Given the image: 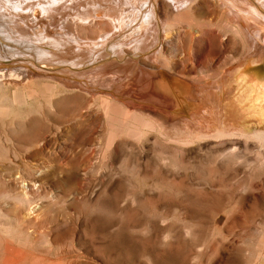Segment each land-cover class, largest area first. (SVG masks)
<instances>
[{"label":"rangeland","instance_id":"374dc122","mask_svg":"<svg viewBox=\"0 0 264 264\" xmlns=\"http://www.w3.org/2000/svg\"><path fill=\"white\" fill-rule=\"evenodd\" d=\"M167 1L139 6L158 9ZM76 7L55 18L70 23L84 12ZM55 18L50 22L58 33L70 34ZM162 24L159 47L152 36L144 52L126 46L133 54L119 57L112 51L118 37L91 45L105 56L81 69L98 80L107 76L98 70L120 67L109 73L126 79L107 91L64 69L68 62H44L24 47L22 60L0 57V264H264V111L247 105L245 115L226 118L228 109L213 97L217 111H209L208 120L194 85L180 78L189 87H183L186 105L152 91L121 93L138 76L137 60L157 56L169 44L172 36ZM191 26L181 29L178 53L187 61L181 69L192 71L209 93L222 83L207 81L209 74L230 82L234 96L243 84L264 82V53L255 46L245 41L243 54L225 48L228 38L243 41L222 22ZM189 28L194 39L204 28L213 38L199 45ZM0 39L5 47L11 43L2 33ZM127 63L133 65L128 71ZM228 140L234 146L222 150Z\"/></svg>","mask_w":264,"mask_h":264},{"label":"bare ground","instance_id":"6f19581e","mask_svg":"<svg viewBox=\"0 0 264 264\" xmlns=\"http://www.w3.org/2000/svg\"><path fill=\"white\" fill-rule=\"evenodd\" d=\"M141 1L145 0H0V33H2V36L5 40L11 42L8 43L5 47V43L3 44L0 39V57L4 58L5 60L8 57H16L15 60H22L23 57H26L23 55L27 53L20 50L19 48L24 47L28 50H31L29 51L30 54H32V52H39L40 58L43 61L49 60L50 62H56L60 60L64 61V63H70V66L72 65L71 67H74V69L67 67L68 63L65 65L63 63L61 65H64V69L66 68L71 71L74 70L75 73L79 71L77 75L83 76V78H85V83H87L89 80H97L96 74H93L89 71L85 72V70L87 69L85 66L82 69L80 67L82 65H87L89 62L94 63L96 59L100 57L103 58L105 56V52L103 51H94L93 47L91 46L92 44L98 46V44L111 42L118 37L119 39L117 41H119V43H117V41L113 43L112 51L119 57L121 55L130 53V50L127 51V49L124 48L126 46H131L133 50L137 49L139 52H144V48H147L145 44L146 42H148L147 40L149 38H152V36L153 38L156 37L154 38V40L156 41L155 43L153 42L154 45L158 42H162L161 22H163L162 25L164 26L166 35L170 34L172 36L169 44H163L162 51L158 53L157 56L154 54L149 59L140 57V59L137 60L136 64H134V68L138 71V76L131 79L129 78L130 81L127 84L129 91L126 92L124 90L125 87H123V91H121L122 94L136 97V91H138L139 93L152 91V93L156 92V94H160L161 98L163 97V99H167L171 104L173 102H177L179 103V106L184 104L186 105L187 101L184 99L183 95L185 94L184 92L188 91L189 87L182 83L181 80H178V78H180L189 80L194 85L193 90L196 92L198 97L202 98L201 103L204 104L203 116L204 118H207L208 116V120L212 119L208 114L209 111L214 112L213 116H215V113L217 111L214 107V98L217 100H221L224 104V108L228 109L226 118L232 116V114H238L239 116L245 115L246 111L247 113L249 111L246 110L247 105L251 106V111L262 114V112L264 111V82L260 83L259 81H252L250 86L248 87L247 85L245 86L243 84L244 87L241 86V88L237 92V97L236 95L234 96L233 93H230L233 89L229 84L230 82L225 81V79H221L222 77L218 76L219 73L209 74L206 75L207 81L212 80L215 84L218 82H222L218 86L212 87V92L209 93V91L206 90L207 86H204L205 84L202 85L203 82L200 83V80L196 81V77H194L195 79L190 77L188 73L192 71L187 72L188 67L186 68L187 70H185L186 72H184V69H181V64H183L184 62L185 65L187 61L183 60V62H181V58L178 53V51L181 50L178 46L180 43L179 40L181 36H183L181 29H183L185 25L186 27H192V24L200 23L203 24V26L205 25L207 27H211L212 23H214L215 21L216 23H224L226 29L229 28L230 31L233 30L234 32H236V34H239L240 37H242V44L240 43V41L233 42V37L228 38L226 43H222L225 48H229L231 46L233 47L235 52L243 54L246 48L244 42L248 41L247 43L252 44H249L251 45V47L255 46L257 51L264 53V11H262V9L258 7L253 2V0H170L171 3H169V1H167L168 3H157L159 5L158 9L155 4L151 5L153 6V9H151L150 7H146L148 8L146 9L145 4H141L142 7H140L141 5L139 6V4L141 3ZM257 1L262 7H264V0ZM56 2L58 3L57 5H55ZM151 3L152 2H149L147 5L150 6ZM187 4H189L188 8H184L180 11L178 10L179 8ZM66 5H68L67 7H69V5L71 7L72 5H75L79 7V9L80 7L82 8V6L85 7L83 12L85 15H83L82 12H77L78 15L76 14L77 16H75L74 18L71 17L72 21H70V23V19H65V21L64 18L59 20V16L55 18V15H60V13L63 12L62 10L64 8L68 10ZM93 6H98L99 9H91L90 7ZM173 7L177 8L178 12H176L177 10L174 11ZM71 9L72 8H70V12H73L74 10L72 11ZM70 12H67L66 15L70 14ZM92 12L97 16L94 17L92 15ZM52 18L57 19L61 26L62 24H67V29H69L70 34L66 33L67 31L58 33L57 30L60 28H56L55 25L50 22ZM91 22H93L92 24L95 25L93 27H87L86 25ZM39 24L40 26L38 27H40L41 29L37 27V25ZM44 24H46V26H43ZM101 26L102 28L101 30H99ZM49 27L53 28V32H49ZM20 28H22L23 30H20ZM27 29L29 32L25 31ZM44 31L46 33V37H44ZM198 31L200 32V35L195 38L196 40L193 38L195 37V34L192 33L193 31L191 32L190 30L191 33L188 32V35H190L192 42L196 41L198 42V44L202 43L203 46H205L207 40L212 37L214 33L212 32V30L211 32L205 30V28ZM173 33H176L175 36L173 35ZM227 35L229 36L231 34ZM103 46L104 45H102L101 47ZM104 48H106V46H104L103 49ZM72 52L75 55L72 58H68L70 55H72ZM8 53L10 56L8 55ZM131 53L133 54V51H131ZM201 57L202 55L198 59L199 63L203 58ZM238 61L239 60H235V63ZM86 62L88 63L85 64ZM104 65H106V63ZM104 65H102V67ZM109 65L110 64L108 63L107 68H109ZM128 66L129 64L127 63L124 67V70L126 69L128 71L133 68V65L131 67ZM77 68L79 70H76ZM112 69L113 68L101 71L98 70L97 74L101 75L102 72L106 71L107 76L104 78H99L94 82L93 86H99V88H101L103 91H107L108 86L113 87V85H115L117 82L123 83L124 81H126L125 78H120L119 76L115 77L114 79V75L109 73ZM120 69V67H117L115 71ZM31 71L34 72V70ZM115 71L112 70V72ZM168 73L170 76H168ZM86 74H89L88 78L85 77ZM236 75L232 74L231 76L233 77ZM88 85H90V83H88ZM183 87H186V91ZM201 90H203L202 93H198ZM228 92L232 94L231 97L227 96ZM239 92L240 94L238 95ZM241 92L243 93L241 94ZM142 96L144 95H141V97ZM160 97L158 96V98ZM158 102L159 101H157V103ZM208 102L210 103V105L208 104ZM226 109L224 112H226ZM200 112L202 114V111ZM199 113H195L193 114V116H195L196 114L199 115ZM198 115L196 116L199 117ZM226 135L228 136V134ZM114 141L115 140H113V143L115 144ZM222 146V150H229L234 146V142L232 140H228L223 143Z\"/></svg>","mask_w":264,"mask_h":264}]
</instances>
